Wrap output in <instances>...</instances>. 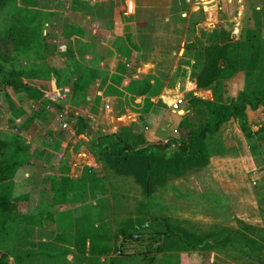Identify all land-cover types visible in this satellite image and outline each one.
Returning <instances> with one entry per match:
<instances>
[{
    "label": "rangeland",
    "instance_id": "1",
    "mask_svg": "<svg viewBox=\"0 0 264 264\" xmlns=\"http://www.w3.org/2000/svg\"><path fill=\"white\" fill-rule=\"evenodd\" d=\"M77 1L1 0L0 4V85L9 81L25 87L17 91L0 87V177L4 178L0 182V249L10 253L12 262L19 257L16 264L53 263L47 252L48 257L37 263L35 227L39 203L48 194V181L54 171L71 164L74 175L76 170L80 172L78 166L91 167V157L100 162L95 140L106 134H122L124 125H128L127 119L121 120L122 99L113 104L101 101L104 96L119 97L114 87L121 83L106 87L100 51L94 50L100 45L87 30L85 2L82 8H76ZM245 2L264 7V0ZM207 3L210 1L204 2ZM224 13L228 15L230 11L225 9ZM259 19L264 27V15ZM175 58L176 72L168 79L171 88L172 82L183 76L179 67L183 61L179 56ZM177 93L165 94L169 98L165 100L167 105ZM182 96L188 100V93ZM167 105L156 99L150 116L142 117L139 124L133 123L131 133L152 144L178 138V122L190 114L186 115L183 108L171 110ZM78 118L85 121L88 135L76 134L81 129ZM221 129L222 136L206 139L209 164L205 170L194 171L182 181L169 180L150 199L134 194V210L137 214L146 210L154 213L152 217H167L164 219L173 227L188 222L193 234L221 231L222 245L218 246L214 264H259L260 255L249 254L228 233L238 230L237 221L264 229V141L256 149L255 140H246L248 148L256 150L245 154L234 135L235 128ZM174 149L172 146L166 153ZM101 171L107 181L111 171ZM45 177L48 180L44 183ZM123 198L127 213L133 205L129 195ZM143 225L137 220L127 230L141 232ZM150 235L142 232L132 236L133 244L141 247L137 251L152 245L155 238ZM210 250L204 251L206 255ZM208 260L206 257L202 264H211Z\"/></svg>",
    "mask_w": 264,
    "mask_h": 264
},
{
    "label": "crops",
    "instance_id": "2",
    "mask_svg": "<svg viewBox=\"0 0 264 264\" xmlns=\"http://www.w3.org/2000/svg\"><path fill=\"white\" fill-rule=\"evenodd\" d=\"M82 1L85 2L87 30L100 45L94 50L100 51L106 87L121 83L114 87L120 93L118 98L104 96L101 101L110 104L116 99L124 101L121 120L128 121L124 129L131 130L129 127L133 129V123L139 124L142 117H149L156 99L167 105V92L181 90L182 93L177 95L188 93V100L184 99L186 115H191L188 101L192 98L224 104L239 96L250 100L253 94L262 95L264 99V81L252 84L254 73L264 71V27L259 19L264 15L263 5H248L245 0L228 3L227 0H78L74 6L82 8ZM207 1L210 3L205 5ZM225 9L230 14L226 15ZM255 12L259 20L257 29L252 20ZM226 41L237 45V72L208 88H198L195 79L203 69L205 50L220 47ZM178 56L183 61L179 66L183 76L175 79L171 88L168 79L176 72L175 57ZM145 79L150 84L154 80L159 82L160 90L156 95L137 96L129 91L130 84ZM147 100L150 107L144 113ZM125 101L135 105L127 106ZM246 115L248 120L264 122L262 108L255 112L247 110ZM222 132L223 129L215 137L222 136ZM81 134L88 135L85 132L78 135ZM91 159L90 168L78 166L79 173L76 170L71 175L73 165L70 164L54 171L50 177L48 194L39 203L35 227L37 263L48 257L46 252L51 253L52 264H202L206 257L211 264L217 261L219 249L213 242L214 233L212 250L206 255L203 244H199V239L204 238L203 229L202 233L193 234L188 229V222L182 221L178 228L164 219L167 217H152L153 212L145 210L137 214L133 195L141 194L140 188L131 178L119 177L112 172L104 181L101 170L105 166L95 162L93 157ZM47 180L42 178L44 183ZM130 191L132 194H128ZM126 195L130 196L133 205L127 213L123 209ZM137 220L144 225L141 232L135 234L147 232L155 238L143 252L137 251L141 247H136L134 241L121 236V232L127 231ZM190 234L196 241L189 242ZM158 236H161L160 240ZM188 242L198 243L195 250L189 248ZM21 260L24 261L23 257Z\"/></svg>",
    "mask_w": 264,
    "mask_h": 264
},
{
    "label": "trees",
    "instance_id": "3",
    "mask_svg": "<svg viewBox=\"0 0 264 264\" xmlns=\"http://www.w3.org/2000/svg\"><path fill=\"white\" fill-rule=\"evenodd\" d=\"M1 4V0H0ZM253 26L259 27L257 12L252 16ZM264 39V38H263ZM237 45L224 42L222 46L211 47L205 50L204 65L201 72L195 79L198 88H208L214 82L227 80L231 78L238 67L236 56ZM255 56L253 55L254 62ZM264 81V71L254 73L253 85H258ZM11 88L17 91L25 88L22 85H16L12 82H4L0 87ZM129 91L134 95L154 96L160 90V84L154 80L153 84L148 79L140 83H132ZM144 113L150 107L147 100ZM191 110L190 117L180 119L177 125L179 132L178 138L167 140L164 149L154 147L152 143L144 141L140 135H133L129 129H124L122 134H106L95 140L94 147L98 160L104 164L105 168L119 177L131 178L133 183L141 190L144 198H149L158 190L164 188L171 179H180L186 175L204 169L209 164V153L206 146V139L219 133L223 126H233L236 130L238 144L241 150L246 154L247 151L254 152L259 149L264 141V122L248 120L246 111L252 112L262 108L264 112V99L262 95L253 94L249 100L244 96H239L230 103L205 101L198 98H192L188 101ZM80 127L76 134L86 133L89 128L81 118L77 119ZM86 129V130H85ZM88 134V133H87ZM256 141L255 147L248 148L246 140ZM175 149L170 154L166 152L171 147ZM3 169V168H2ZM1 172H5L3 169ZM4 178L0 177V182ZM238 230L234 231L229 237L243 245L248 253H257L264 256V229L247 225L242 221H237ZM138 232L122 231L121 236L131 239ZM222 232L214 234L215 245H222L220 242ZM179 238V236H178ZM186 238V237H185ZM190 240L196 241L194 235L188 236ZM212 235H204L199 244H203V249H211ZM188 242V244H190ZM196 242L189 245V248H196ZM247 253L248 258L250 255ZM10 253L7 250L0 249V264H16L20 258L10 260ZM259 264H264V259H260Z\"/></svg>",
    "mask_w": 264,
    "mask_h": 264
},
{
    "label": "built area",
    "instance_id": "4",
    "mask_svg": "<svg viewBox=\"0 0 264 264\" xmlns=\"http://www.w3.org/2000/svg\"><path fill=\"white\" fill-rule=\"evenodd\" d=\"M171 110H178L180 108H183L182 110L185 112V101L184 97L182 95H176L174 101L167 105Z\"/></svg>",
    "mask_w": 264,
    "mask_h": 264
},
{
    "label": "water",
    "instance_id": "5",
    "mask_svg": "<svg viewBox=\"0 0 264 264\" xmlns=\"http://www.w3.org/2000/svg\"><path fill=\"white\" fill-rule=\"evenodd\" d=\"M165 144L166 143H164V142H159V143H153V146L156 148L161 147L162 149H164Z\"/></svg>",
    "mask_w": 264,
    "mask_h": 264
},
{
    "label": "bare ground",
    "instance_id": "6",
    "mask_svg": "<svg viewBox=\"0 0 264 264\" xmlns=\"http://www.w3.org/2000/svg\"><path fill=\"white\" fill-rule=\"evenodd\" d=\"M167 100V99H166Z\"/></svg>",
    "mask_w": 264,
    "mask_h": 264
}]
</instances>
